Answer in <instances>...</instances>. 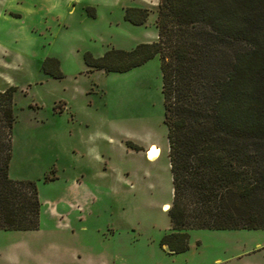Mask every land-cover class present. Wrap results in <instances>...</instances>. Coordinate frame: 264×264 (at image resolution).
I'll use <instances>...</instances> for the list:
<instances>
[{
    "label": "rangeland",
    "instance_id": "obj_1",
    "mask_svg": "<svg viewBox=\"0 0 264 264\" xmlns=\"http://www.w3.org/2000/svg\"><path fill=\"white\" fill-rule=\"evenodd\" d=\"M126 6L145 8L144 20L125 19ZM156 9L157 0H0V89L14 87L7 172L33 180L39 200L36 228L0 230V264L72 249L116 264H264V228L188 229L178 252L159 244L171 182L158 55L122 71L83 60L154 40Z\"/></svg>",
    "mask_w": 264,
    "mask_h": 264
},
{
    "label": "trees",
    "instance_id": "obj_2",
    "mask_svg": "<svg viewBox=\"0 0 264 264\" xmlns=\"http://www.w3.org/2000/svg\"><path fill=\"white\" fill-rule=\"evenodd\" d=\"M123 16L141 23L146 10ZM155 26L152 41L83 60L122 71L158 55L171 182L159 244L178 252L188 229L264 228V0H157ZM13 88L0 89V230L39 218L35 182L7 172Z\"/></svg>",
    "mask_w": 264,
    "mask_h": 264
},
{
    "label": "crops",
    "instance_id": "obj_3",
    "mask_svg": "<svg viewBox=\"0 0 264 264\" xmlns=\"http://www.w3.org/2000/svg\"><path fill=\"white\" fill-rule=\"evenodd\" d=\"M146 153L147 150L145 151V155ZM162 246H165L168 252H173L168 249L165 244H162ZM5 260H7L6 262L8 264H116L114 261V257L112 256L107 257L105 255L81 254L74 249L70 251L67 250L65 254L55 253L54 256L49 260H46L39 255L27 256L25 254H19L17 256L5 258Z\"/></svg>",
    "mask_w": 264,
    "mask_h": 264
},
{
    "label": "bare ground",
    "instance_id": "obj_4",
    "mask_svg": "<svg viewBox=\"0 0 264 264\" xmlns=\"http://www.w3.org/2000/svg\"><path fill=\"white\" fill-rule=\"evenodd\" d=\"M147 155H148V159L152 160L157 156V150L155 148H150L148 150ZM167 208H168L167 205L164 204L163 209H167Z\"/></svg>",
    "mask_w": 264,
    "mask_h": 264
}]
</instances>
